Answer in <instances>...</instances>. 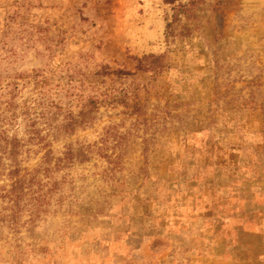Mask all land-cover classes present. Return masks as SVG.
Masks as SVG:
<instances>
[{
  "label": "rangeland",
  "instance_id": "obj_1",
  "mask_svg": "<svg viewBox=\"0 0 264 264\" xmlns=\"http://www.w3.org/2000/svg\"><path fill=\"white\" fill-rule=\"evenodd\" d=\"M170 1L0 0V76L42 71L38 112L55 127L81 94L124 100L45 146L20 123L23 174L48 212L29 222L31 204L10 210L0 182V264H264V0H201V27L172 44ZM149 55L168 67L95 77ZM70 146L85 159L60 162Z\"/></svg>",
  "mask_w": 264,
  "mask_h": 264
},
{
  "label": "trees",
  "instance_id": "obj_2",
  "mask_svg": "<svg viewBox=\"0 0 264 264\" xmlns=\"http://www.w3.org/2000/svg\"><path fill=\"white\" fill-rule=\"evenodd\" d=\"M201 0H195L191 3L176 5V0H171L173 5L171 20L167 25L166 40L167 43L172 44L179 38H183L182 32H179L177 28L182 26L184 31L192 32L196 28H200L202 25V18L199 17V10L197 9ZM13 16H9L7 20H12ZM6 20V21H7ZM9 24L7 25V27ZM4 32V31H3ZM4 40V35H3ZM3 40L0 43L6 44ZM8 45V44H6ZM167 58L161 55H149L143 59H137L136 73L129 71H110V68L103 67L102 71L97 72L95 77L103 75H111L112 72L116 73L118 77L124 75L135 76L139 72L159 74L165 70L168 65L165 64ZM42 71H34L31 75H14L9 76L10 79L6 85H4L5 78L0 76V182L4 178H9L11 186L7 190L6 195L2 196L8 200V208L14 210L19 208V212L24 210L25 200L31 204V217L29 222L36 223L41 219V214L48 212L46 209L48 194L42 189L35 191L37 176L34 175L31 179L27 178L23 174V150L24 143L18 136V127L22 123L26 130L27 141L30 143H44L45 146L51 139L57 140L61 137H69L75 135L78 131L85 130L86 128L93 126L97 120V114L100 111L101 106L108 105V101L120 103L124 100L116 98L114 95L106 96L102 98L103 93L99 95L94 94H81L77 97L76 103L80 105V112L77 114L71 110H67L64 114L63 122L54 126L55 114H51V110L46 112L43 108L38 112V107L45 105L43 99L48 95L52 89L50 80L40 76ZM79 87L75 88V91L81 90L84 92L86 89H91L92 92L99 90L96 86L89 85L87 88L84 81H79ZM30 87L31 93L20 101L19 97L23 90ZM58 87V86H57ZM71 90V87L67 88ZM124 103V102H123ZM51 105H55L51 102ZM140 103L136 102L133 106L135 113L140 111ZM47 108V107H46ZM41 122H47L50 129L47 133H44L40 129ZM51 143H48V145ZM51 150H49L45 156V164L51 165L52 157ZM85 154L80 151H75L70 146L65 152V158L60 162L72 163L75 160L83 161ZM45 174L48 170H44ZM37 195V196H36ZM36 196L37 199L32 201V198ZM26 202V205L28 204ZM16 213L13 215L11 225H16Z\"/></svg>",
  "mask_w": 264,
  "mask_h": 264
}]
</instances>
